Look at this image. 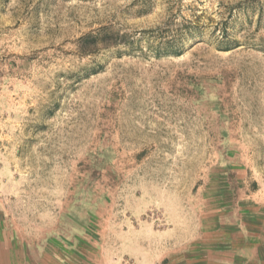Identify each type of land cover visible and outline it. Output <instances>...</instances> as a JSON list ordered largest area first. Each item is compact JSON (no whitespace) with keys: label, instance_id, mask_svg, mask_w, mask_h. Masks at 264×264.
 I'll use <instances>...</instances> for the list:
<instances>
[{"label":"rangeland","instance_id":"1","mask_svg":"<svg viewBox=\"0 0 264 264\" xmlns=\"http://www.w3.org/2000/svg\"><path fill=\"white\" fill-rule=\"evenodd\" d=\"M242 229L264 238V0H0L14 253L181 264Z\"/></svg>","mask_w":264,"mask_h":264},{"label":"crops","instance_id":"2","mask_svg":"<svg viewBox=\"0 0 264 264\" xmlns=\"http://www.w3.org/2000/svg\"><path fill=\"white\" fill-rule=\"evenodd\" d=\"M241 231V239L222 245H202L196 256H188L181 264H264V238L251 236L245 229ZM27 257L26 254L14 253L11 241L6 240L3 230H0V264H32L33 261Z\"/></svg>","mask_w":264,"mask_h":264},{"label":"trees","instance_id":"3","mask_svg":"<svg viewBox=\"0 0 264 264\" xmlns=\"http://www.w3.org/2000/svg\"><path fill=\"white\" fill-rule=\"evenodd\" d=\"M125 38V37H124Z\"/></svg>","mask_w":264,"mask_h":264}]
</instances>
